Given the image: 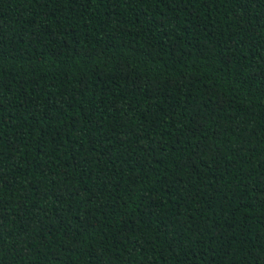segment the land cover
Wrapping results in <instances>:
<instances>
[{"label":"trees","instance_id":"trees-1","mask_svg":"<svg viewBox=\"0 0 264 264\" xmlns=\"http://www.w3.org/2000/svg\"><path fill=\"white\" fill-rule=\"evenodd\" d=\"M0 236V264H264V0H0Z\"/></svg>","mask_w":264,"mask_h":264},{"label":"snow or ice","instance_id":"snow-or-ice-1","mask_svg":"<svg viewBox=\"0 0 264 264\" xmlns=\"http://www.w3.org/2000/svg\"><path fill=\"white\" fill-rule=\"evenodd\" d=\"M4 243H3V237L0 236V249H3ZM10 254V253H9Z\"/></svg>","mask_w":264,"mask_h":264}]
</instances>
